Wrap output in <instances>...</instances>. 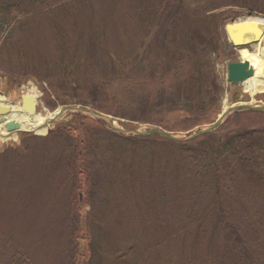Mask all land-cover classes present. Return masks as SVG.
Instances as JSON below:
<instances>
[{"label": "trees", "instance_id": "obj_1", "mask_svg": "<svg viewBox=\"0 0 264 264\" xmlns=\"http://www.w3.org/2000/svg\"><path fill=\"white\" fill-rule=\"evenodd\" d=\"M78 2L86 7L87 0H0V54L17 56L24 78L30 75L53 83L57 99L47 101L53 108L73 103L71 99H61L59 94V87L73 80L80 81L77 89L84 96L77 103L88 106L94 83L100 95L105 80L132 83L137 79L145 81V91L137 97L146 107L185 110L203 116L213 109L222 90L208 57L213 49H218L213 35H217L221 13L210 12L233 5L264 13V0H143L150 12H156L147 29L148 36L152 35L150 43L131 56H109L104 63L88 52L76 55L84 37L82 26L81 31L73 27L72 36L58 26L57 10L76 21L80 15ZM38 15L50 18L58 28L55 42L59 53L54 60L33 57L32 50L24 45L23 40L31 33L30 18ZM135 71H139L137 78L133 77ZM169 77L174 82L169 88L176 99L169 97L164 101L168 95L164 82ZM56 79L60 81L57 84ZM123 106L128 111L120 112L121 115L132 112L133 105ZM96 108L119 116V112L99 101ZM155 136L158 138L126 136L107 128L104 121L81 113L61 122L46 136L24 133V150L42 147L39 158L43 154L54 164L59 190L64 191L69 202L64 242L67 264H91L95 248L88 240L92 207L95 199L109 201L99 200L100 195H154L150 209L153 211L157 205L161 214L153 246L182 236L185 231L188 250L180 264H264V125L194 147ZM188 187L192 189L187 213L181 212V203L172 209L158 197L167 195L169 190L181 195ZM178 200V195L168 199L172 206ZM236 202L244 205L243 211ZM86 205L90 209L82 215L81 209ZM181 228L186 230L179 231ZM80 238L88 240L87 244H81ZM3 247L2 238L0 250ZM130 252L131 248L117 258L123 259ZM85 255L90 258L86 260ZM31 256L28 250L19 248L0 257V264H30Z\"/></svg>", "mask_w": 264, "mask_h": 264}, {"label": "rangeland", "instance_id": "obj_2", "mask_svg": "<svg viewBox=\"0 0 264 264\" xmlns=\"http://www.w3.org/2000/svg\"><path fill=\"white\" fill-rule=\"evenodd\" d=\"M78 4L80 15L76 16L73 12V15L77 17L76 21L73 17H67L68 15L62 10H57L60 20L58 26L68 35H73V27L79 28L80 31L81 26L84 28L83 44L76 48V55L88 52L100 62L105 63L109 56L122 58L131 56L138 50H142L146 42L150 43L152 35L148 36L147 29L156 12L155 10L150 12L149 8L144 6L143 0H87L86 7L83 3L78 2ZM249 10L255 12L251 13ZM214 12H221L217 35H213L214 41L217 40L218 49H213L208 57L218 75L222 90L213 109L207 114L202 116L185 110L167 111L162 108L146 107L142 99L137 97L145 91V81L137 79L132 83L105 80L102 82L104 91L100 92V95L96 93L94 88L96 83H94V87L90 88L91 105L88 107L95 109L99 101L108 109L119 112L117 117L111 114L115 118V124L111 125L107 121V126L125 129L126 136L135 134L130 131L132 127L129 129L125 124H132L134 127L139 124L142 131L158 125L179 136H186L214 125L225 110V104L231 107L240 103L257 105L264 103V91L251 95L244 89L243 84L227 82L228 64L242 59L239 50L253 51L255 44L259 43L254 42L250 46L233 43L228 36L229 27L236 26L242 30L248 24L246 18L256 15L264 17V13L247 7L226 6ZM30 21H32L31 33L23 41L25 47L32 50L31 56L56 59L59 53L55 42L58 36L57 26L54 27L53 21L44 15L32 17ZM143 38L145 39L142 42ZM20 69L21 63L17 56L7 53L1 56L0 54V92L5 96L7 103L20 105L22 95L34 87L40 99L38 111L43 115H46L48 111L52 112L50 109L53 107L50 104L49 106L47 101L57 99L53 83L35 79L30 75L24 78ZM138 72L133 73L134 78L138 77ZM55 82L57 84L60 81L56 79ZM159 82L162 84V81ZM172 83L174 82L170 77L164 82L168 89V95L163 99L164 101L169 97L176 99L174 93L170 91ZM79 84L78 80L63 84L59 87L60 98L75 102L83 98L82 90L77 89ZM129 87L134 89L129 92ZM235 97L238 98L237 101ZM126 103L133 105L132 112L121 115L120 112L128 111L124 110L123 105ZM87 114L91 118L98 117L90 112ZM135 116L142 117V120L131 119ZM263 125L264 112L235 111L225 117L223 123L214 131L184 142L193 147L200 144L207 145L213 140L238 133L243 129ZM2 128L4 129L3 126ZM153 137L158 138L155 135ZM23 138L24 134L18 133L16 139L11 138L6 141L0 139V239L3 238L4 244L0 250V257L10 255L21 248L31 253L30 264H67L68 256L65 250L67 246L64 242L68 224V199L64 191L59 190L57 169L54 164L46 160L43 154L39 158L42 147L38 146L32 151H25L22 144ZM40 142L37 144L40 145ZM45 170L49 172L46 174ZM191 189V187L186 188L181 195L177 194L178 191L169 190L167 195H158V197L165 199L166 204L172 209L182 204L181 212L187 213ZM177 195L180 200L172 206L168 199L177 198ZM153 196L100 195L99 200L104 201L108 198L107 203L98 202L95 199L90 222L92 231L88 239L95 248L91 252L90 247L87 253L88 255L91 252V264H180L184 261L188 250V234L185 231L182 235L185 239L178 236L171 241L162 242L159 246H153L156 237L155 229L159 228L161 214L157 205L153 211L150 209ZM184 196L185 200L182 201L181 198ZM235 205L240 211L244 210L241 202H236ZM89 209L88 205L84 206L81 209L82 215ZM172 219L177 221L176 216ZM186 229L181 228L179 231ZM86 230L87 227L84 226L83 231L86 232ZM88 240L80 238L79 241L85 245ZM129 248L131 252L126 257L117 258L118 254ZM87 255L83 256L86 260L90 258Z\"/></svg>", "mask_w": 264, "mask_h": 264}, {"label": "bare ground", "instance_id": "obj_3", "mask_svg": "<svg viewBox=\"0 0 264 264\" xmlns=\"http://www.w3.org/2000/svg\"><path fill=\"white\" fill-rule=\"evenodd\" d=\"M248 24L242 30L236 26H230L228 29V36L235 44H242L250 46L254 42L253 51L247 49L240 50L241 58L249 60L251 65L254 66L255 72L253 76L243 82L244 89L251 95L264 91V17L259 15L248 17ZM242 27V26H240ZM34 90V87L30 88ZM0 104H7L5 96L0 94ZM229 106L224 105V109ZM71 111L66 108H59L54 112H47L46 115L36 114L32 117L23 113L19 105H11V113L8 115L9 120H15L20 124L19 130L34 131L39 134H46V132L53 126V120H61L66 118ZM54 121V122H55ZM4 124L0 123V139L9 140L17 138V131L8 132L6 129L1 128Z\"/></svg>", "mask_w": 264, "mask_h": 264}, {"label": "water", "instance_id": "obj_4", "mask_svg": "<svg viewBox=\"0 0 264 264\" xmlns=\"http://www.w3.org/2000/svg\"><path fill=\"white\" fill-rule=\"evenodd\" d=\"M233 41V40H232ZM254 66L251 65L249 60L239 61V62H231L228 65V81H231L232 83H240L244 82L247 78L251 77L254 74ZM22 111L25 113H28V115L33 116L37 113V98L35 95L28 94L23 95L22 97V105H21ZM65 108H71V109H81L78 107H72L67 106ZM10 107L8 106H0V122H6V130L8 132H12L14 130H19L20 124L15 120L7 121V114L10 113ZM86 111H90L89 109H84ZM235 110H259L264 111V104L261 105H253V104H240L237 106H233L230 109L223 112L221 119L215 123V125L208 127L206 129H202L198 132H195L188 136H179L176 134H173L171 132L165 131L161 128L153 127L148 129L147 131H140L135 130L137 134L140 135H150V134H159L162 136H165L170 139L174 140H187L194 137H197L203 133L210 132L215 130L220 124L222 123L223 119L231 112ZM97 115H100L102 117H107L101 113L94 112ZM110 118V117H108ZM112 121V119H111ZM53 122V121H52ZM123 130V129H120Z\"/></svg>", "mask_w": 264, "mask_h": 264}]
</instances>
